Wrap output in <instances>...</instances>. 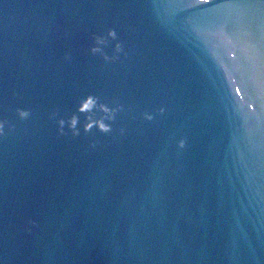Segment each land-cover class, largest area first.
I'll return each instance as SVG.
<instances>
[{
    "label": "water",
    "instance_id": "1",
    "mask_svg": "<svg viewBox=\"0 0 264 264\" xmlns=\"http://www.w3.org/2000/svg\"><path fill=\"white\" fill-rule=\"evenodd\" d=\"M0 125V264H264V0H0Z\"/></svg>",
    "mask_w": 264,
    "mask_h": 264
},
{
    "label": "clouds",
    "instance_id": "2",
    "mask_svg": "<svg viewBox=\"0 0 264 264\" xmlns=\"http://www.w3.org/2000/svg\"><path fill=\"white\" fill-rule=\"evenodd\" d=\"M109 36L112 37V38H115V32L114 31L113 32H109ZM96 43L97 44H101V43H103V40L97 39ZM98 50L99 49H97V48H93L92 49L93 52H96ZM117 50L119 51V45H117ZM93 104H94L93 99L91 97H88L85 101L82 102L81 107L79 108V111L80 112H85V111L89 110L90 108H92ZM160 111H161V113H163L164 109H161ZM21 115L24 116V115H27V114L26 113H21ZM148 119H151V117L149 116ZM60 123H61V125H63V121H61ZM75 125H76V121H75V119H73L72 127L74 128ZM91 127H92V125L89 124L88 128L90 129ZM99 127H100L101 131H104V132L109 131V129L107 127H105L103 124H100ZM0 129H2V125H0ZM61 134H63V131H61ZM73 135H78V132H73ZM184 146H185V143H184L183 140H181L179 142V147L182 149V148H184Z\"/></svg>",
    "mask_w": 264,
    "mask_h": 264
}]
</instances>
